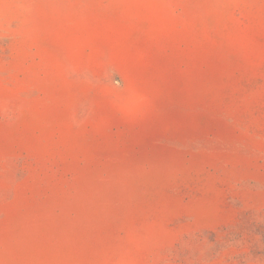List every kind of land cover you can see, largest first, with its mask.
Here are the masks:
<instances>
[{
    "label": "rangeland",
    "instance_id": "obj_1",
    "mask_svg": "<svg viewBox=\"0 0 264 264\" xmlns=\"http://www.w3.org/2000/svg\"><path fill=\"white\" fill-rule=\"evenodd\" d=\"M0 264H264V0H0Z\"/></svg>",
    "mask_w": 264,
    "mask_h": 264
}]
</instances>
